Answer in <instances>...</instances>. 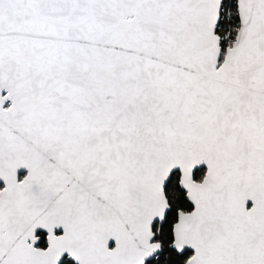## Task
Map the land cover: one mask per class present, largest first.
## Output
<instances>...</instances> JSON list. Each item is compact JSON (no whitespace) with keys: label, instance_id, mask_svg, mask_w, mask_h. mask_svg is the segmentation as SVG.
Segmentation results:
<instances>
[{"label":"snow or ice","instance_id":"snow-or-ice-1","mask_svg":"<svg viewBox=\"0 0 264 264\" xmlns=\"http://www.w3.org/2000/svg\"><path fill=\"white\" fill-rule=\"evenodd\" d=\"M0 264H264V0H0Z\"/></svg>","mask_w":264,"mask_h":264}]
</instances>
